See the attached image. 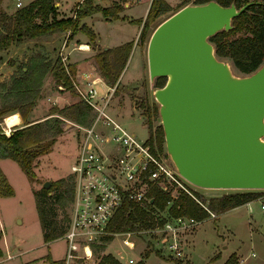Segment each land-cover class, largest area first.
Returning <instances> with one entry per match:
<instances>
[{"label": "rangeland", "instance_id": "rangeland-1", "mask_svg": "<svg viewBox=\"0 0 264 264\" xmlns=\"http://www.w3.org/2000/svg\"><path fill=\"white\" fill-rule=\"evenodd\" d=\"M29 1L31 0H20L23 5ZM61 1L63 8H59L57 3ZM85 1L54 0L57 3H54L56 17L75 15V12ZM148 1L92 0L93 4L101 7L118 3L121 5V10L118 12L120 17L116 19L106 18V20L102 18L100 12H96L95 17L92 19L87 18L86 24L82 22L85 17L78 19V27L81 30L73 33L67 30L35 42L26 41V43L12 46L9 50L1 52L0 105L3 102L8 104L12 101L10 96L8 99L5 97V95H8L10 77L17 71L18 66L24 64L26 59L35 51L47 52L52 59L56 56L65 55L72 73L78 78L77 73L82 71H91L98 74L95 53L102 47L115 46L131 41L132 46L120 78L118 77L117 83H115V92L106 107V111L125 129L134 133L137 139H147L146 107H150L152 104L157 105L152 93L156 87V78L150 80L148 76L147 42L153 28L159 22L183 5L192 4V0H165L169 4V10L148 23L144 38L139 41L138 35L145 19ZM14 2L15 0H0V5L4 10L11 11L16 8ZM124 3H127L128 6ZM84 31L93 34V42L89 43L88 36L83 33ZM238 34L240 33L236 35ZM95 37L99 40L100 45L95 41ZM82 43H86L88 48H79ZM221 59L229 62L235 75H242L233 66L230 59ZM94 87L100 94L104 91V82L101 81L95 84ZM77 100L79 98L75 92H70L67 89L59 90L57 86L55 87L54 80L51 74L48 73L42 81L39 97L26 115V120H40L49 117L51 116L49 114L51 107H60ZM89 111L92 119L93 112L90 109ZM3 118L0 127L7 135L9 132L7 128H4ZM69 121H63L61 124L62 132L55 137L51 150L36 157L34 161V180H30L14 160L9 158L0 159V168L14 190L12 195L0 196V249L2 251L0 264H48L43 258L47 253L53 259H65L66 240L63 236L47 243L42 240L33 193L35 190L40 189L42 183L46 180L54 181L61 177H72L70 167L78 153L80 132L71 124L75 122ZM158 125H160L159 116L151 117V130L154 137L156 135L154 131ZM151 144L157 149L154 138ZM160 144V154H164L168 164L171 165L165 151L164 139ZM193 188L195 192L202 196L203 203L207 207H209L211 199L242 190L202 188L195 185ZM172 192L175 193L174 190ZM147 209L150 211L155 210L150 207H147ZM64 211L69 212V203L64 207ZM209 211L213 215L211 216L208 213V216L201 219L187 233L180 258H174L161 251L155 238L153 236L148 237L151 233L142 226L131 233L130 239L134 241L133 253H130L121 242L124 235H114L104 244L102 250L92 253L89 257H81L78 252L79 256L69 259L64 264H97L100 256L104 254L112 255L121 264H129V255L130 258H134V262L141 258L145 264H224V260L231 253L235 254L237 261L240 260L237 264H264V213L259 209L257 202H245L223 211L212 208ZM56 212L57 217L60 218L61 209L57 207ZM161 212H158V215L165 213L164 210ZM8 250L12 255L11 258L6 257Z\"/></svg>", "mask_w": 264, "mask_h": 264}, {"label": "trees", "instance_id": "trees-1", "mask_svg": "<svg viewBox=\"0 0 264 264\" xmlns=\"http://www.w3.org/2000/svg\"><path fill=\"white\" fill-rule=\"evenodd\" d=\"M206 1L208 0H192V3H204ZM215 1L221 5H229L232 2V0ZM233 3L238 7L240 6L238 1H233ZM169 8V4L165 0L150 1L138 35L139 41L143 40L148 23L164 14ZM120 10L121 5L118 3L101 7L93 4L92 0H86L80 5L75 15L57 18L54 0H31L27 4L18 6L10 13L6 12L0 5V61H2L1 52L9 50L12 46L26 43V41L35 42L67 30L71 33L81 30L78 27V19L93 12H100L102 16L108 19H116L120 17L118 15ZM140 21L141 19L139 23ZM83 33L88 36L89 43L93 42V34L88 31ZM237 33L240 34L236 35ZM208 39L213 44L214 52L218 57L230 59L233 66L242 74L252 72L264 61V4H250L242 12L232 17L230 29L219 30L209 36ZM131 46L132 42L126 41L115 46L102 47L95 53L96 70L105 84L114 85L117 83ZM67 67L72 72L69 63ZM48 73L51 74L55 87L62 84L65 89L74 92L60 57L56 56L52 59L47 52L35 51L26 59L24 64L18 66L17 71L10 77L8 95L5 97L8 99L10 96L12 101L8 104L3 102L0 105V122L4 117L3 125L5 128L8 129V127L15 125L7 135L0 127V159L14 160L30 180L35 178L34 161L36 157L51 150L55 137L62 132L61 124L63 121L66 119L78 124H88L91 119L88 105L84 101L77 100L60 107H51L49 111L51 116L49 117L37 121L26 120V115L39 97L42 81ZM164 81L165 77H156L155 86H162ZM146 108L148 141L152 143L154 138L157 149L160 151V143L163 140L161 125L156 127L155 137L151 130V117L158 116L157 105L152 104ZM21 119L23 123L16 125L21 122ZM258 192L255 189L235 191L211 199L207 208L208 210L212 208L223 211L248 202L256 197ZM13 193L12 186L0 168V196H9ZM195 195L203 203L202 196L197 192ZM33 196L43 242L47 243L62 236L70 221V210L74 197L72 177H61L51 181L47 189L41 187L34 191ZM151 198L154 207L160 210L167 207L170 215H187L198 220L208 216V211L183 191L171 198L169 193L161 187L153 186ZM168 201H170L169 205H167ZM68 203L69 212L67 213L64 211V207ZM56 206L62 211L60 218L57 217ZM146 215L145 209L125 200L114 216L112 227L115 231L141 228L147 223ZM110 239V237H104L100 243L93 244L92 253L102 250L104 244ZM43 258L48 264H64L63 259H53L49 253L45 254ZM237 262L235 254L231 253L224 264H237ZM97 264L121 263L112 255L104 254L100 256ZM133 264L145 263L140 258Z\"/></svg>", "mask_w": 264, "mask_h": 264}, {"label": "water", "instance_id": "water-1", "mask_svg": "<svg viewBox=\"0 0 264 264\" xmlns=\"http://www.w3.org/2000/svg\"><path fill=\"white\" fill-rule=\"evenodd\" d=\"M252 3L264 4H185L159 22L147 42L149 79L165 77L152 92L165 151L198 187L264 188V61L235 75L208 39L230 29L232 17Z\"/></svg>", "mask_w": 264, "mask_h": 264}, {"label": "built area", "instance_id": "built-area-1", "mask_svg": "<svg viewBox=\"0 0 264 264\" xmlns=\"http://www.w3.org/2000/svg\"><path fill=\"white\" fill-rule=\"evenodd\" d=\"M233 1H238L240 5L248 1L264 2L232 0L231 3ZM15 5L19 6L20 2L17 0ZM60 60L66 68L73 91L93 112V118L88 124L71 123L80 132V140L77 156L70 167L74 197L69 225L62 235L66 240L64 263L79 255L89 257L93 244L100 243L104 237L112 238L114 235H124L121 242L130 253L134 252V241L130 237L137 229L115 231L112 227L114 216L125 200L146 210L147 223L144 227L151 233L148 237L155 238L161 251L174 258H180L187 233L200 220L187 215H170L167 209L154 207L151 198L152 187H161L171 198L183 191L211 216L213 214L196 197L194 185L176 171L170 159L171 165L168 164L164 154H160L148 138L137 139L134 133L108 115L106 107L115 92L116 84L104 83V91L98 94L94 86L103 82L101 77L93 72H84L76 78L68 70L66 56H60ZM57 88L65 89L62 84H58ZM261 139L264 141V134ZM255 190L259 191L258 195L247 203L257 202L259 209L264 213V188ZM169 203L170 201L167 205ZM147 207L155 210L150 211ZM158 212L162 214L158 215ZM6 257L11 258L12 255L7 253ZM133 260L129 255V264L134 263Z\"/></svg>", "mask_w": 264, "mask_h": 264}, {"label": "crops", "instance_id": "crops-1", "mask_svg": "<svg viewBox=\"0 0 264 264\" xmlns=\"http://www.w3.org/2000/svg\"><path fill=\"white\" fill-rule=\"evenodd\" d=\"M17 0H15V2H16ZM19 2H20V0H18ZM77 1V0H76ZM15 2H14V5H15ZM55 3V2H54ZM58 4H59V8H63L62 6H63V4H62V1L61 2H57ZM57 3H55V4H57ZM27 4V3H26ZM125 5H127L128 6V4L127 3H124ZM23 4L20 2V5L19 6H22ZM124 5V6H125ZM16 6V5H15ZM148 6H149V3H148ZM18 6H16V8H17ZM70 8V7H69ZM69 8H68V10H69ZM148 9V8H147ZM6 10V9H5ZM13 10H11V11H8V10H6V12H8V13H10V12H12ZM96 12H93V13H91V14H89V15H86V16H84L85 18H84V20L82 21V22H84L85 24L87 23V18L89 17L90 19H92L93 17H95V14ZM99 13V12H98ZM102 18H104V19H106L105 17H103L102 16ZM107 20V19H106ZM91 21V20H90ZM89 21V22H90ZM88 22V23H89ZM88 26H89V24H87ZM89 28L92 30V28L89 26ZM95 34V33H94ZM95 39H96V37H95ZM97 43H98V39H96L95 40ZM82 44H84V45H86L87 47L86 48H88V45L86 44V43H82ZM82 44H80L79 45V48H81L80 46L82 45ZM99 44V43H98ZM100 45V44H99ZM104 46V45H103ZM114 46V45H113ZM104 47H108V46H104ZM84 72H91V71H82V72H78L77 74L80 76V75H82ZM122 72V71H121ZM121 72H120V75H121ZM72 73V72H71ZM94 75H97V76H99L97 73H93ZM72 75H74L75 77H77L74 73H72ZM120 75H119V78H120ZM100 77V76H99ZM79 78V77H78ZM104 82V81H103ZM105 83V82H104ZM21 118V117H20ZM37 120H39V119H33V120H28V121H37ZM41 120V119H40ZM23 123V120L21 119V122L19 123V124H16V125H20V124H22ZM14 126V125H13ZM12 127V126H11ZM11 127L8 129V132L11 130ZM2 170V169H1ZM7 253H9V250L7 251ZM10 254V253H9ZM226 260V259H225ZM224 260V261H225ZM240 260L238 259V262H239ZM237 262V263H238Z\"/></svg>", "mask_w": 264, "mask_h": 264}, {"label": "bare ground", "instance_id": "bare-ground-1", "mask_svg": "<svg viewBox=\"0 0 264 264\" xmlns=\"http://www.w3.org/2000/svg\"><path fill=\"white\" fill-rule=\"evenodd\" d=\"M81 48H86L87 46L86 45H84V44H82L81 46H80ZM4 119V118H3ZM5 128V127H4ZM10 127H8V129H9ZM6 130V129H5ZM8 131V130H7Z\"/></svg>", "mask_w": 264, "mask_h": 264}]
</instances>
